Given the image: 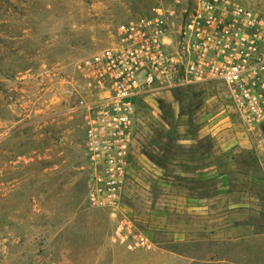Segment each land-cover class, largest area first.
I'll use <instances>...</instances> for the list:
<instances>
[{"label": "rangeland", "instance_id": "1", "mask_svg": "<svg viewBox=\"0 0 264 264\" xmlns=\"http://www.w3.org/2000/svg\"><path fill=\"white\" fill-rule=\"evenodd\" d=\"M155 6L178 23L190 0H0V264H264V136L220 83L138 99L119 212L85 203L76 64ZM123 217L153 250L113 238Z\"/></svg>", "mask_w": 264, "mask_h": 264}, {"label": "built area", "instance_id": "2", "mask_svg": "<svg viewBox=\"0 0 264 264\" xmlns=\"http://www.w3.org/2000/svg\"><path fill=\"white\" fill-rule=\"evenodd\" d=\"M76 69L91 209L119 212L138 99L217 82L246 135L264 136V16L232 0H190L178 23L172 11L155 6L122 25L110 47L84 57ZM113 238L129 249L154 248L125 217Z\"/></svg>", "mask_w": 264, "mask_h": 264}, {"label": "crops", "instance_id": "3", "mask_svg": "<svg viewBox=\"0 0 264 264\" xmlns=\"http://www.w3.org/2000/svg\"><path fill=\"white\" fill-rule=\"evenodd\" d=\"M213 169H215V166L214 165H209L208 167V174L211 175L213 174ZM216 170H214L215 172ZM210 198V197H209ZM204 200H202L201 198H199L193 205V210L194 212L197 214V216H200L204 213L205 209L206 208H209L211 207L210 205L206 207V204L203 202ZM215 206V205H214ZM232 206H228V209H231ZM227 209V207L225 208ZM198 218H201V217H198ZM213 221H217V217L216 216H213ZM230 225V224H229ZM232 232L230 231L229 229V232H227V229H225V232H224V236L223 237H220V238H224L226 241L227 240H231L232 237ZM185 238V237H184ZM192 238H201V237H197V236H193ZM215 238V237H214ZM217 238V237H216ZM167 255V254H166ZM169 255V254H168Z\"/></svg>", "mask_w": 264, "mask_h": 264}]
</instances>
